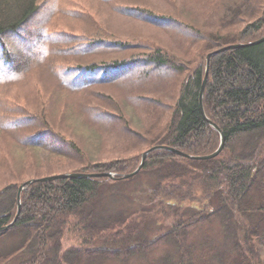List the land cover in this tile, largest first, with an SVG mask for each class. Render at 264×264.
I'll return each instance as SVG.
<instances>
[{"label": "trees", "instance_id": "trees-1", "mask_svg": "<svg viewBox=\"0 0 264 264\" xmlns=\"http://www.w3.org/2000/svg\"><path fill=\"white\" fill-rule=\"evenodd\" d=\"M182 6L178 15L166 18H158L134 0L112 8L156 27L173 24L179 37L176 43L186 48V53H192L188 58L184 55L173 58L172 52L168 56L161 48H149L145 42L130 43L124 36L105 34L108 44L97 40L93 44L86 41L87 48L76 46V65L71 72L66 70L56 78L58 86L40 73L46 77L43 80H49L53 93L48 95L41 85L40 89L26 91L32 96L30 100L37 101L26 102L22 94L25 102L22 104L13 97L18 101L14 103L21 104L15 118L8 117L1 103L4 107H0V227L13 219L18 186L31 178L61 172H112L121 176L133 171L142 152L155 145H165L187 155H208L218 147L220 138L206 118L224 134L222 150L215 157L199 160L156 149L147 154L141 170L129 178L111 180L99 176L31 183L20 193L16 221L0 231L1 236L14 229L25 235L27 243L0 254V264H77L90 255L118 256L123 262L130 255L145 256L167 234L175 243L176 264H194V248L186 238L194 228L212 224L217 216L221 217L218 223L224 232V248L219 244L216 255L203 261L209 243H201L195 253L201 252L202 264H264V41L212 55L202 93L206 118L199 105L206 55L226 45L247 44L261 38L264 0H205L198 12L193 11L192 20L188 19V8L194 5L188 0ZM39 7V0H0V63L1 70L6 72L0 85L26 80L27 75L19 72L27 70L31 57L24 65L21 57L10 53L2 36L17 32L28 18L36 15ZM27 40L24 38V42ZM91 45L103 47L91 50ZM102 48H111L120 55L106 59L104 52L99 51ZM88 55L87 62H78L79 57ZM44 60L42 56L41 61ZM140 65L174 69L181 75L174 94L149 90L138 78L132 85V76L126 74L143 68ZM72 75L80 82H90V77H94L92 87L98 90H85L82 94L80 85H76V90L60 86L64 77ZM37 80L32 78L34 84L28 88L38 85ZM118 82L124 89L119 90L118 96L103 92L118 87ZM75 93L81 100L76 99L71 105V94ZM68 99L69 104L60 108V103ZM137 109L144 117L140 128L132 125L133 120L126 113L133 111L136 115ZM58 115L61 118L56 119ZM66 120H76V126L65 124ZM104 138L122 146L107 151L108 160L98 161V153L101 157L106 152L101 150L105 142L100 140ZM9 155L11 165L3 166ZM29 155L30 162L25 161ZM25 162L32 165L28 171L31 176L22 178ZM3 167L16 175L13 180L5 181L9 175L3 179ZM142 172L148 173L154 184L147 189L137 217L126 220L119 216L115 221L109 219L103 228L96 226L94 200L99 186L109 181H127ZM157 214L163 221L171 217L173 222L165 226L164 233L159 230L158 235L149 239L146 233L155 219L160 220L155 218ZM72 234L79 240L78 247L60 251L62 239ZM115 236L122 241L120 247L95 246L100 240L112 243ZM16 256L18 260L13 263Z\"/></svg>", "mask_w": 264, "mask_h": 264}, {"label": "rangeland", "instance_id": "rangeland-1", "mask_svg": "<svg viewBox=\"0 0 264 264\" xmlns=\"http://www.w3.org/2000/svg\"><path fill=\"white\" fill-rule=\"evenodd\" d=\"M125 1L126 4H129V0H116L111 3L103 0H39L40 7L36 15L28 18L26 23L21 25L17 32L15 31L8 34L5 33L3 35V39L6 46H9L8 49L10 50V53L14 57H21L24 65H27L26 61L30 58V54L32 53L31 61L25 67L27 70L19 72V74L27 75L25 78L26 80L23 82H10L6 84L2 82V85H0V99L6 100L5 102L0 101V107L3 108L5 106V110L8 112V117L15 118L19 115L17 109L20 108L21 104L14 103L18 101H15L13 97L18 98L19 102L22 104L25 103L22 94H25L26 102L37 101L30 100L32 96L26 94V91L34 88L40 89L41 85H44V87L48 90V95L51 92L53 93V89L48 79L52 80L58 86L56 78L65 74L66 70L67 72H71L72 67L76 65L77 61L76 46H79L80 49L83 47L87 48L86 46L88 43H86V41H92L93 44L96 43L97 40L108 44L106 42V38L108 37L104 36L105 34L115 33L117 35L124 36V38L129 39L130 43L145 42L149 45V48H161V50H164L168 56L173 53V58L180 55H184L185 58H188V56L192 54L191 52L189 54L188 52L186 53V48H182L180 44L176 43V40L179 37L178 34L176 35L174 33L173 24L165 25L162 28L156 27L155 24L151 22L143 21L139 17H132L124 12H119L112 8V6L118 8L120 5L125 4ZM184 1L188 0H134V3L149 8L151 14L158 16V18H166L178 15L177 12H181ZM204 1L205 0H190V3L194 5V7L188 8L189 20H192L191 17H193V11L198 12L200 9L199 6L203 4ZM32 33H34V38L28 40L24 46V38H28V34ZM142 38H145L148 41ZM110 39L114 38L112 37ZM121 39L122 38L117 39L115 37V40ZM98 47L103 46L98 45L95 47L94 45H91L90 49L98 50ZM99 51L104 52L106 59L119 57L120 55V53L117 54L114 53V51H111V48H102ZM42 56L45 57L44 61H41ZM89 58V55L81 56L78 58V62H87ZM141 67L143 68H139L134 72L128 71L126 74L128 76H132V85L137 83L133 81L135 78H138L142 79L141 82L145 83V86H148L149 90L155 91L158 89L164 95L168 93V91H173L172 95L174 94L181 78V75L175 73L176 71L174 69L165 66L161 69H156L153 68V66H149V68L155 70L151 71V69L147 66ZM1 69L2 65L0 63V80H2L6 75L5 70ZM40 73L46 75L48 79L43 80V78L46 77H43L44 75ZM117 75L118 73L116 76ZM32 78L35 80L38 78V85H33L28 88L30 85L34 84V82L31 81ZM64 79L65 81L62 82L60 86L76 90V85H80L79 87L83 89L81 92L82 94L85 90H98L96 87H92V80L94 77H90V82H87V80H81L80 82L74 75H72V77H64ZM170 80H178V82H169ZM120 82H118L119 88L112 87L104 89L103 92L107 93L108 91L112 93L113 97H115L120 89L124 90L121 87L122 84L120 85ZM89 86L92 88H89ZM130 88L131 86H128V89ZM9 90L10 92H8ZM172 95H170V97H172ZM71 96L72 101L70 102L68 99L67 101L61 102L60 108H64L66 104H69V102L71 105L75 104L76 99L81 100V98L76 97V93L71 94ZM1 103H4V106H2ZM136 112V115L133 111H127L126 113L127 116L132 118V125L136 126V128H140V126L143 125L141 122L144 120V117L138 109ZM134 117H136V119ZM59 118H61L60 115L56 117V119ZM66 123L76 126V120L74 122L66 120L65 124ZM76 131L78 133V130ZM83 134L88 133L84 132ZM103 142H105V144L101 150H106V152L101 157L100 153H98V156L96 157L98 161H101V159L108 160L110 155L107 151H111L114 148L119 149V147L122 146L118 141H113L111 139H101L100 143ZM1 147L2 143H0V149ZM29 159L30 155L26 157L25 161H29ZM5 160H3V166H9V164L11 165L12 155L7 156ZM236 161L241 162L240 159H237ZM31 166L32 165L28 162H25L24 169H27H23L20 177L26 178L27 176H31L28 172ZM3 169L5 170L2 174L3 179L9 175V178H6L5 181L13 180L15 174H10V170L8 168L3 167ZM153 184L154 179L149 178V174L145 172H142L127 181H109L101 184L94 200L95 212L93 221L96 226L103 228L104 226H107L109 219L115 221L119 216L126 218V220L136 218L137 212L142 208V204L145 202L146 191L148 188L152 187ZM155 218L160 220L155 219L151 225V230H147L146 235H148L149 239L155 234L158 235L159 230L161 233H164V229L166 228L165 226H169L173 222L171 217L163 221L162 217L160 215L158 216V214ZM220 221L221 217L217 216L213 219L212 224L194 228L192 232L188 234L186 242L194 248L192 255L194 264H202L205 259L216 255L215 250L219 244H221L222 248H224V232L218 223ZM116 236L114 237V241L112 243L107 244V242H102L100 240L99 242H96L95 246L107 247V245H110L111 248L120 247L122 241H119L120 237L118 236V238H116ZM203 242H208L209 244L208 246H205L207 250L205 249V252H203V261H201V252L198 251L195 253V251L196 247H202L200 244ZM26 243L27 239L25 235L16 233V230L10 229L5 234L0 236V254L7 253L15 249L17 246L19 247ZM78 245L79 240L74 238L73 234L65 235L61 242L60 251H64L70 247H78ZM19 258H21V255L18 256V259ZM18 259L17 256L14 257L13 263H16ZM88 262L89 264H176L177 253L173 237H171L170 234H167L163 241L145 256L137 254L130 255L125 261L120 262L118 256L101 258L99 256L90 255L88 258H84L83 260L80 259L77 264H88ZM62 264L67 263L63 262Z\"/></svg>", "mask_w": 264, "mask_h": 264}, {"label": "water", "instance_id": "water-1", "mask_svg": "<svg viewBox=\"0 0 264 264\" xmlns=\"http://www.w3.org/2000/svg\"><path fill=\"white\" fill-rule=\"evenodd\" d=\"M264 41V35L255 40V41H252V42H249L247 44H231V45H227V46H224L222 48H219L217 50H214L210 53H208L206 55V68H205V74H204V77H203V80H202V83H201V87H200V90H199V105H200V108H201V111H202V114L203 116L206 118V116L204 115V112H203V106H202V93H203V88H204V85H205V82H206V78H207V66H208V62H209V59L212 55H215L221 51H224V50H227V49H230V48H236V47H240V46H243V45H251V44H257L259 42H262ZM206 120L210 123V125L212 127H214L218 133H219V136H220V141H219V145L218 147L216 148V150H214L212 153L208 154V155H204V156H192V155H187V154H184L174 148H170V147H167V146H152L150 148H148L147 150H145L142 155H141V160L138 164V166L135 168V170H133L132 172L128 173V174H125L123 175L122 177L126 178V177H130V176H133L135 175L139 170L140 168L142 167L145 159H146V156L147 154L150 152V151H153V150H156V149H166V150H169L171 152H173L174 154H177V155H182L184 157H187V158H190V159H210L212 157H215L216 155L219 154V152L222 150V147L224 145V134L222 133V131L218 128L217 125H215L214 123H212L210 120H208L206 118ZM99 176H107L109 178H114L115 175L113 173H80V172H63V173H59V174H53V175H49V176H44V177H40V178H31L27 181H25L24 183H22L21 185L18 186V192H17V210H16V213L13 217V219L7 224V225H4L2 227H0V231H3V230H6L8 227L12 226L13 223L16 221L18 215H19V212H20V192L26 188L28 185H30L31 183H34L36 181H51V180H54V179H64V178H88V177H99Z\"/></svg>", "mask_w": 264, "mask_h": 264}]
</instances>
